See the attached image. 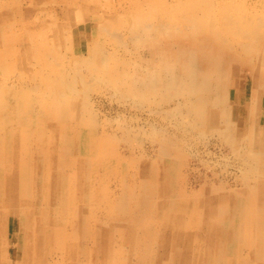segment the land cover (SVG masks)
Returning a JSON list of instances; mask_svg holds the SVG:
<instances>
[{
    "label": "rangeland",
    "instance_id": "rangeland-1",
    "mask_svg": "<svg viewBox=\"0 0 264 264\" xmlns=\"http://www.w3.org/2000/svg\"><path fill=\"white\" fill-rule=\"evenodd\" d=\"M259 148L264 0H0V264H264Z\"/></svg>",
    "mask_w": 264,
    "mask_h": 264
},
{
    "label": "bare ground",
    "instance_id": "bare-ground-1",
    "mask_svg": "<svg viewBox=\"0 0 264 264\" xmlns=\"http://www.w3.org/2000/svg\"><path fill=\"white\" fill-rule=\"evenodd\" d=\"M193 78H195L194 76H193ZM174 86V85H173ZM206 90H208V85H202ZM202 87V88H203ZM208 87V88H207ZM166 88V87H165ZM204 90V89H203ZM10 98H11V96H9ZM14 101V100H13ZM209 101V100H208ZM260 119V118H259ZM259 123V122H258ZM263 123L262 122H260L259 123V128H258V130H260V126L262 125ZM256 125V124H255ZM261 128H263V127H261ZM253 132V131H252ZM76 145V144H75ZM258 145V144H257ZM259 145H260V147L262 146L263 147V143H261V141H259ZM260 149V148H259ZM260 150H262V149H260ZM259 150V151H260ZM254 151V150H253ZM258 151V152H259ZM263 152H264V149L262 150ZM247 156V155H246ZM32 159V158H31ZM32 162V161H31ZM6 167L7 166H4V164L2 163L1 164V171H0V177H1V179H0V200H2V199H4V195H5V192L7 191V190H5L4 191V188L5 189H11V192H9V193H12V195H13V198H14V201H16V202H18V200L19 201H21L22 203L26 200V199H29L30 200V202H25L24 204L26 205V209H25V214L26 213H28L27 215H29L30 214V212L32 213V211H33V208L34 209H36V207L38 208V200H39V198L38 197H36L35 195H34V192H35V190H33L32 189V185H30V183H29V180L27 179V175L29 176V171L28 172H26V170H23L22 171V178H19V179H16V180H18L17 182H13V181H6V179H7V170H6ZM10 167V166H9ZM21 176V175H20ZM52 179V178H51ZM24 180V181H23ZM4 182H5V184H4ZM9 182V183H8ZM8 183V184H7ZM6 184H7V186H6ZM51 184H52V182H51ZM56 186V185H55ZM34 187L36 188L37 187V185H34ZM56 187H52V189H51V191L53 190L54 191V189H55ZM14 191H16V192H14ZM50 191V192H51ZM51 193H53V192H51ZM53 195V194H52ZM36 198H38V199H36ZM42 200H44V199H42ZM52 200V199H51ZM15 204V203H14ZM237 204V203H236ZM17 205H15V207H16ZM28 207H31V210L32 211H28V209L30 210V208H28ZM5 208H7V207H5ZM28 208V209H27ZM4 209V208H3ZM27 210V211H26ZM3 211V210H2ZM4 212V211H3ZM264 213V212H263ZM8 214H9V212H8ZM62 214V213H61ZM237 214V213H236ZM47 215H48V213H47ZM8 216V215H7ZM4 217V216H3ZM61 217V216H60ZM233 218V217H232ZM244 218V217H243ZM0 219H2L1 217H0ZM57 219V218H56ZM259 220V219H258ZM1 221V220H0ZM260 222H261V220H259ZM63 222V221H62ZM257 222V221H256ZM258 223V222H257ZM256 223V224H257ZM263 223H264V221H263ZM179 224V223H178ZM233 224V223H232ZM30 225H31V223H30ZM25 226V225H24ZM211 226V225H210ZM221 227V226H220ZM41 228V227H40ZM222 228V227H221ZM264 228V227H263ZM5 229V228H4ZM38 229H39V227H38ZM180 229V228H179ZM210 232H211V229H210ZM209 232V233H210ZM263 232H264V229H263ZM234 233V232H233ZM236 234V233H235ZM220 235V234H219ZM46 236H47V234H46ZM45 236V237H46ZM263 236H264V233H263ZM49 237V236H48ZM48 237H46V238H48ZM48 239H52V238H48ZM224 239V238H223ZM218 240V239H217ZM46 241H47V239H46ZM97 241V240H96ZM45 242V241H44ZM209 242V241H208ZM217 243L219 244V242L217 241ZM222 244H224V243H222ZM49 245H51V244H49ZM104 245H102V247H103ZM222 246V245H221ZM220 246V247H221ZM46 247V246H45ZM47 247H49L48 245H47ZM220 247H219V249H220ZM225 247V246H224ZM42 248V247H41ZM222 248V247H221ZM49 249V248H48ZM102 249H104V251L106 250L104 247L102 248ZM224 249V248H223ZM253 250V249H252ZM28 251V250H27ZM46 251H48V250H46ZM49 252V251H48ZM106 252V251H105ZM38 253V252H37ZM216 253V252H215ZM219 253V252H218ZM222 253V252H221ZM39 254V253H38ZM40 254H42V252H40ZM101 255H102V253H101ZM105 255V254H104ZM218 255V254H217ZM221 255V254H220ZM35 256V255H34ZM176 256V255H175ZM216 256V255H215ZM214 256V257H215ZM235 256V255H234ZM28 257H29V255H28ZM104 257V256H103ZM107 256L105 255V258H106ZM218 257V256H217ZM216 257V258H217ZM34 258V257H33ZM209 258V257H208ZM29 259V258H28ZM104 259V258H103ZM32 260V259H31ZM38 260V259H37ZM209 260V259H208ZM207 260V261H208ZM212 260V259H211ZM221 261V260H220ZM212 262V261H211ZM7 263V262H6ZM28 263V262H27ZM106 263V262H105ZM112 263V262H111ZM212 263H214V262H212ZM3 264H5V262L3 263ZM21 264V263H20ZM31 264V263H30ZM107 264V263H106Z\"/></svg>",
    "mask_w": 264,
    "mask_h": 264
}]
</instances>
